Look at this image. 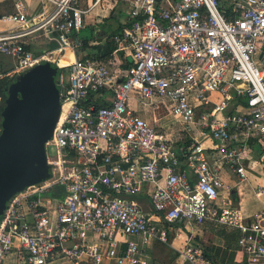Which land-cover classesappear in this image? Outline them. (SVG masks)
Masks as SVG:
<instances>
[{"label": "built area", "instance_id": "1", "mask_svg": "<svg viewBox=\"0 0 264 264\" xmlns=\"http://www.w3.org/2000/svg\"><path fill=\"white\" fill-rule=\"evenodd\" d=\"M41 1L52 12L32 17L15 0L0 17V56L13 61L0 82L57 66L61 114L47 144L57 155L48 179L7 202L0 264L12 253L26 264H164L148 249L169 244L166 225L208 219L238 231L247 264H264V209L246 217L219 201L247 180L252 143H264V0H111L130 21L108 59L79 57L73 39L102 0ZM40 31L58 47L36 56L26 46ZM68 49L74 59L61 63ZM135 103L165 109L181 141ZM183 245L180 264H212L193 237Z\"/></svg>", "mask_w": 264, "mask_h": 264}, {"label": "crops", "instance_id": "2", "mask_svg": "<svg viewBox=\"0 0 264 264\" xmlns=\"http://www.w3.org/2000/svg\"><path fill=\"white\" fill-rule=\"evenodd\" d=\"M93 1L94 0H81V5L83 8H87ZM14 3L15 0H0V17L15 12ZM24 3L27 7L28 15L32 17L42 14L44 11L50 13L53 10V5L50 3H45L44 5L41 0H24ZM88 16L89 18L87 20L85 19V24L81 31L73 34V39L78 45L76 48L77 55L81 58H87L86 56H90L88 58H92L91 56H101L106 44L109 41H112L111 35L114 32L119 31V29L125 25H128L130 21L127 7L124 4L114 6L111 4V0H102L101 3L88 14ZM89 26L92 27V33L90 36L81 37L82 30ZM6 27V24L2 22L0 23V29ZM35 37V39H29V41H27L28 44L26 48L36 56H40L49 50L53 51L58 47H56L55 42L49 41L43 36L42 31L38 32ZM84 38H91V40L87 46L85 44V46L83 45L82 47V41ZM260 52L261 53L258 54L259 65L264 66V50ZM4 58L6 57L0 56V68L7 69V67L4 66L8 64L10 65L9 69L12 68L13 63L9 60L8 63H2L5 61ZM108 58H110V55L108 57H102L101 59ZM121 59L125 61L126 65L128 64V58L124 53H121ZM133 105L136 110L146 115L149 120L157 118L158 126L161 124V120L165 116H170L163 108L156 109V111L153 109L151 111H145L141 110L140 104L135 103ZM171 132L174 133L173 131ZM181 139L182 138L177 142L181 141ZM177 142H175V144H178ZM178 147L179 145L176 146V151L180 154ZM258 153V161H253L251 159V161L246 162L248 172L247 180L232 188L230 192L223 193L219 199L223 204L230 205L234 203L235 199H237L236 202L240 205V208L246 217H251L255 213L264 209V156H262L263 152L261 150H258ZM235 178L234 175L232 177L231 172H226L225 181L228 185L232 187L236 185ZM166 226L170 231L169 244L154 242L148 249V252L152 250L154 252L153 255L148 254L156 258L159 262L164 264H180L181 258L177 248L174 246V241L179 242V244L182 242L181 245H183L189 237H193L195 242L204 248L205 254L207 253L206 256H210L208 258L212 264H247L246 255L238 247L239 233L234 228L209 219L199 226L188 223L167 224ZM16 255L18 257L20 256L17 253H12L9 255L11 257L8 256L7 258L12 259V256L16 257ZM18 257L15 259L17 260ZM7 258L5 259L4 264H6Z\"/></svg>", "mask_w": 264, "mask_h": 264}, {"label": "water", "instance_id": "3", "mask_svg": "<svg viewBox=\"0 0 264 264\" xmlns=\"http://www.w3.org/2000/svg\"><path fill=\"white\" fill-rule=\"evenodd\" d=\"M57 74V66L44 61L7 89L0 132V217L15 194L50 177L47 144L61 114Z\"/></svg>", "mask_w": 264, "mask_h": 264}, {"label": "rangeland", "instance_id": "4", "mask_svg": "<svg viewBox=\"0 0 264 264\" xmlns=\"http://www.w3.org/2000/svg\"><path fill=\"white\" fill-rule=\"evenodd\" d=\"M91 17H92V15H91ZM89 18V16L88 15H86L85 16V19L87 20ZM84 23H85V21H84ZM91 29H92V27L91 26H89V27H87V28H85V29H83L82 30V35H81V37H85V36H90V34L92 33L91 32ZM5 59V61L4 62H2L3 64L4 63H8L9 61H11L12 63H13V61L10 59V58H8V57H6V58H4ZM9 60V61H8ZM11 64V63H10ZM11 66H12V64H11ZM4 67H7V69H9V67H10V65L8 64V65H6V66H4ZM134 95V94H133ZM159 127L160 128H162L165 132H167V133H170L171 131H174V133H172V134H174V135H177V134H175L176 132H177V130L180 128V126L179 125H177V123L173 120V118L172 117H170V116H165L162 120H161V124L159 125ZM172 129V130H171ZM2 131V127H1V130H0V132ZM173 141H175V142H177L178 141V139H173ZM258 150H264V143L262 144L261 142H258V141H255L253 144H252V147H251V149H250V151H251V153H250V151H249V153H247L246 154V157H245V163L246 162H248V161H251V159L254 161H258ZM47 155H48V157L50 158V159H55L56 158V151L54 150V148L53 147H49L48 148V151H47ZM264 156V155H263ZM244 185H246V184H244ZM236 200L237 199H235L234 200V203H232L230 206H228V207H240V205H238V203L236 202ZM221 202V201H220ZM221 205L222 206H225V205H227V204H223V202H221ZM150 212H152V211H150ZM153 213V212H152ZM181 229L183 230V228L181 227ZM181 243L182 242H180V244H179V242H177V241H174V246L177 248V250H180L181 248L183 249L184 248V245H181ZM175 252V251H174ZM150 255H153L154 254V252H153V250L152 251H149L148 252ZM14 255V254H13ZM9 257H11V256H9ZM13 258L11 259V258H7V261H6V264H26L25 263V261L23 260V258L22 257H18L17 255H16V257H14V256H12ZM18 257V259L16 260L15 258H17ZM158 257H159V254H158ZM63 262V261H62ZM58 264H71V263H69V262H67V261H64L63 263H61V262H57ZM57 263H55V264H57Z\"/></svg>", "mask_w": 264, "mask_h": 264}, {"label": "trees", "instance_id": "5", "mask_svg": "<svg viewBox=\"0 0 264 264\" xmlns=\"http://www.w3.org/2000/svg\"><path fill=\"white\" fill-rule=\"evenodd\" d=\"M90 40H91V38H86V39L84 38V40L82 41V47H83V45L85 46V44L87 46L89 44ZM80 44H81V42H80ZM115 49H116V47H115L114 43L112 41H109L106 44V46L104 48V52L101 54V56H99V57L98 56H94V57L91 56V57L94 59H101L102 57L103 58L108 57L109 55L110 56L112 55V53L115 51ZM86 57L88 58L90 56H86ZM11 83H12V81H10L9 79H4L3 81L0 82V98H1V100H0V130L2 127V111L5 107V99L7 96V89ZM182 136L183 135H181V134H177L171 138H172V140L175 138L179 140ZM208 257H210V256L208 255Z\"/></svg>", "mask_w": 264, "mask_h": 264}, {"label": "bare ground", "instance_id": "6", "mask_svg": "<svg viewBox=\"0 0 264 264\" xmlns=\"http://www.w3.org/2000/svg\"><path fill=\"white\" fill-rule=\"evenodd\" d=\"M52 42L56 43V47L58 46V42L57 41L52 40ZM55 50H53V51H55ZM49 51H51V50H49ZM55 53H58V52H55ZM70 59L73 60L74 56H73V53L71 51H69V49H68L66 55L64 57H62V59H61L62 62L61 63H64V62L68 63L70 61Z\"/></svg>", "mask_w": 264, "mask_h": 264}]
</instances>
